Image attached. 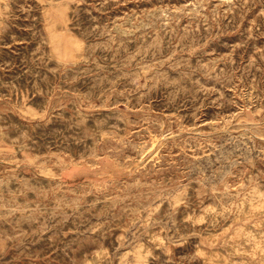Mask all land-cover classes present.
I'll use <instances>...</instances> for the list:
<instances>
[{
  "label": "rangeland",
  "instance_id": "374dc122",
  "mask_svg": "<svg viewBox=\"0 0 264 264\" xmlns=\"http://www.w3.org/2000/svg\"><path fill=\"white\" fill-rule=\"evenodd\" d=\"M0 264H264V0H0Z\"/></svg>",
  "mask_w": 264,
  "mask_h": 264
}]
</instances>
